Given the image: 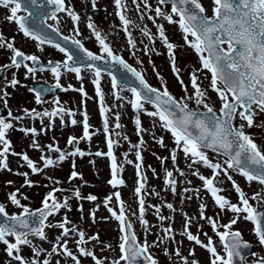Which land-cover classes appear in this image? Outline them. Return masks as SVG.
<instances>
[{
	"label": "rangeland",
	"instance_id": "rangeland-1",
	"mask_svg": "<svg viewBox=\"0 0 264 264\" xmlns=\"http://www.w3.org/2000/svg\"><path fill=\"white\" fill-rule=\"evenodd\" d=\"M198 1L214 15L216 0ZM69 3L76 21L66 12L54 26L82 40L92 53L120 54L153 86L190 107L221 113L232 99L227 89L216 87L200 41L170 5L159 0ZM93 5L104 10L101 18L91 14ZM19 34L12 31L15 47L23 44L19 52L63 65L36 68L28 61L8 71L0 102L12 111L0 120V206L18 214L25 202L35 209L55 194L60 207L40 235L19 241L0 232V264H126L123 216L152 255L151 264H229L222 239L233 231L254 245L244 264H264V237L251 212L264 207L263 181L219 153L194 148L161 111L107 72L67 67L71 60L64 49L34 38L21 42ZM12 49L7 46L1 62L11 61ZM34 79L58 82L61 89L40 101L31 88ZM254 110L248 122L239 109L235 125L264 154V108ZM72 138L76 150L70 148ZM21 192L27 196L19 200Z\"/></svg>",
	"mask_w": 264,
	"mask_h": 264
},
{
	"label": "water",
	"instance_id": "water-1",
	"mask_svg": "<svg viewBox=\"0 0 264 264\" xmlns=\"http://www.w3.org/2000/svg\"><path fill=\"white\" fill-rule=\"evenodd\" d=\"M161 1L170 2L196 32L202 40L216 77L232 91L235 100L225 104L226 111L222 116H218L211 109L196 110L181 105L170 95L149 85L122 57L114 54L112 60H104L91 54L80 42L63 36L45 23L46 17L53 16L57 10H49L48 3L44 4L40 0L38 26L32 25L35 30L29 31L36 33L41 39L65 47L74 60L69 65L91 64L101 70L110 71L118 82L134 87L144 99L158 105L183 133L201 146L226 154L234 165L264 179L263 156L233 126L238 104L245 107L248 116L251 113V103L257 101L264 105V0H218L214 18L206 17L202 6L195 0ZM224 42L231 45L230 50L223 48ZM22 59V56H18L16 62ZM33 88L44 99L47 94H56L60 86L35 82ZM1 109L2 107V114ZM57 207L58 203L52 201L38 210L18 216H9L0 208V228L5 232L16 233L20 239L31 233H40L47 216ZM254 212L264 234V208ZM126 228L127 264H148L151 258L137 244L127 222ZM227 240L231 251V264H243L246 255L252 250V245L242 241L238 233L228 235Z\"/></svg>",
	"mask_w": 264,
	"mask_h": 264
},
{
	"label": "flooded vegetation",
	"instance_id": "flooded-vegetation-1",
	"mask_svg": "<svg viewBox=\"0 0 264 264\" xmlns=\"http://www.w3.org/2000/svg\"><path fill=\"white\" fill-rule=\"evenodd\" d=\"M63 1L64 9L69 3L68 0ZM37 6L38 0H0V57L4 55V44L15 43L13 38H7V29L16 25L22 28L23 16L29 8L35 9Z\"/></svg>",
	"mask_w": 264,
	"mask_h": 264
},
{
	"label": "trees",
	"instance_id": "trees-1",
	"mask_svg": "<svg viewBox=\"0 0 264 264\" xmlns=\"http://www.w3.org/2000/svg\"><path fill=\"white\" fill-rule=\"evenodd\" d=\"M20 197H22V196H20Z\"/></svg>",
	"mask_w": 264,
	"mask_h": 264
}]
</instances>
